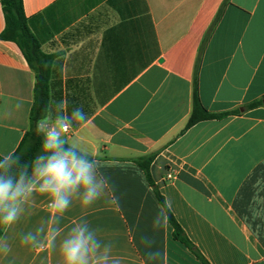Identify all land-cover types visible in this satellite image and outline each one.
<instances>
[{
	"label": "crops",
	"instance_id": "obj_1",
	"mask_svg": "<svg viewBox=\"0 0 264 264\" xmlns=\"http://www.w3.org/2000/svg\"><path fill=\"white\" fill-rule=\"evenodd\" d=\"M23 5L41 50L54 56L46 117L61 100L69 113L83 106L87 123L66 138L98 161L108 184L87 207L77 193L63 215L34 191L6 225L0 264H64L61 245L77 224L99 242L97 258L108 249V264H203L175 239L155 191L208 264H264V0ZM198 59L203 106L240 113L183 132ZM34 87L20 49L0 39V158L30 128ZM150 154L154 186L135 163Z\"/></svg>",
	"mask_w": 264,
	"mask_h": 264
},
{
	"label": "clouds",
	"instance_id": "obj_2",
	"mask_svg": "<svg viewBox=\"0 0 264 264\" xmlns=\"http://www.w3.org/2000/svg\"><path fill=\"white\" fill-rule=\"evenodd\" d=\"M89 116L83 106L67 111V101L56 105L55 117H45L37 122L36 132L43 136L41 152L29 164H20L15 153H8L0 161V223L11 225L18 218L20 204L32 193L38 192L49 198L53 215H63L72 198L80 193V202L87 207L102 197L108 184L98 167L78 142L67 137L74 123H87ZM170 208V204L162 206ZM168 217L166 216V222ZM55 238L54 236L52 237ZM35 240L25 237L22 243ZM99 242L93 233L79 224L72 229L61 245L64 264H108V249L97 258Z\"/></svg>",
	"mask_w": 264,
	"mask_h": 264
},
{
	"label": "trees",
	"instance_id": "obj_3",
	"mask_svg": "<svg viewBox=\"0 0 264 264\" xmlns=\"http://www.w3.org/2000/svg\"><path fill=\"white\" fill-rule=\"evenodd\" d=\"M0 2L5 19V28L0 34V39L2 41L15 43L35 74L34 101L29 118L30 128L15 152V155L20 158V164H29L30 171V162L41 152L43 136L37 134L36 127L37 122L47 116L49 109L51 67L54 61V56L47 55L41 50L40 43L29 29L23 0H0ZM226 2H229V0H225V3ZM199 61L200 60L198 59L194 75L192 114L183 132H186L200 122L223 119L240 113V111L236 110L223 114H214L209 112L203 106L199 96ZM262 104L263 101H257L247 106V109H254ZM90 158L93 159L92 157ZM155 158L156 154H150L135 160V163L141 168V170H143L147 180L152 186H154V183L151 177L150 167ZM2 160L3 158L1 157L0 161ZM155 192L162 206H165L166 204L163 197L158 194L157 191ZM164 209L169 222L174 228L175 239L185 244L203 264H208L195 246L189 241L169 209ZM2 218V215H0V220H2ZM6 225L7 224L0 223V239L3 236Z\"/></svg>",
	"mask_w": 264,
	"mask_h": 264
},
{
	"label": "built area",
	"instance_id": "obj_4",
	"mask_svg": "<svg viewBox=\"0 0 264 264\" xmlns=\"http://www.w3.org/2000/svg\"><path fill=\"white\" fill-rule=\"evenodd\" d=\"M167 179H168V180H172V179H174V175H173V174H168Z\"/></svg>",
	"mask_w": 264,
	"mask_h": 264
}]
</instances>
